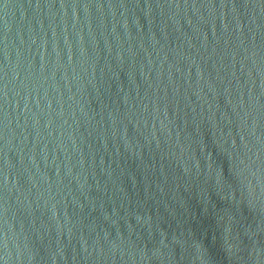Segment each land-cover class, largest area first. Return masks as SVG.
<instances>
[{
    "label": "water",
    "instance_id": "1",
    "mask_svg": "<svg viewBox=\"0 0 264 264\" xmlns=\"http://www.w3.org/2000/svg\"><path fill=\"white\" fill-rule=\"evenodd\" d=\"M0 264H264V0H0Z\"/></svg>",
    "mask_w": 264,
    "mask_h": 264
}]
</instances>
